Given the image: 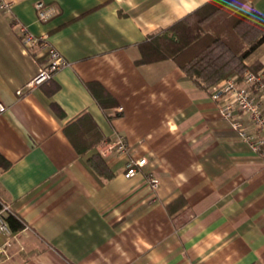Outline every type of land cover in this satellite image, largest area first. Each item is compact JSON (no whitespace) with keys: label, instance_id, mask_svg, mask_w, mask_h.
<instances>
[{"label":"crops","instance_id":"1","mask_svg":"<svg viewBox=\"0 0 264 264\" xmlns=\"http://www.w3.org/2000/svg\"><path fill=\"white\" fill-rule=\"evenodd\" d=\"M5 1L0 205L24 226L0 235V264H264V160L175 60L136 62L140 43L209 0H41L58 8L46 21L39 0ZM242 7L264 15V0ZM21 26L69 64L30 84L46 55ZM244 63L264 65V43Z\"/></svg>","mask_w":264,"mask_h":264},{"label":"trees","instance_id":"2","mask_svg":"<svg viewBox=\"0 0 264 264\" xmlns=\"http://www.w3.org/2000/svg\"><path fill=\"white\" fill-rule=\"evenodd\" d=\"M242 4L243 0L207 1L166 30L140 43V57L136 62L172 58L202 89L210 88L229 75L240 76L247 68L245 58L264 43V15L256 10H244ZM242 22L246 28L239 31ZM106 98L110 97H97V101L101 106L110 104ZM89 159L98 172L105 167L99 153ZM0 164H7L1 155ZM178 202H184L182 196L173 204ZM6 221L12 231L24 226L13 213L6 216Z\"/></svg>","mask_w":264,"mask_h":264},{"label":"built area","instance_id":"3","mask_svg":"<svg viewBox=\"0 0 264 264\" xmlns=\"http://www.w3.org/2000/svg\"><path fill=\"white\" fill-rule=\"evenodd\" d=\"M9 9V3L0 0V10ZM37 18L46 21L58 13V8L52 3L41 0L35 3ZM19 37L23 45L44 50L46 60L40 64L36 74L30 80V84L40 83L53 76V74L68 63L67 59L53 46L46 37L30 32L25 26H21ZM209 95L216 104V111L236 131L238 137L246 142L250 148L264 160V65L257 71L245 69L239 76L229 75L220 79L209 88ZM6 109L0 102V114ZM126 144L123 141L117 143V149L123 151ZM146 158L139 157L129 160L123 175L132 177L140 171ZM147 180L153 188L159 183L157 176L147 175ZM12 213L6 203L0 205V235L8 236L11 230L6 221V215ZM9 240L0 244V256L6 253Z\"/></svg>","mask_w":264,"mask_h":264},{"label":"rangeland","instance_id":"4","mask_svg":"<svg viewBox=\"0 0 264 264\" xmlns=\"http://www.w3.org/2000/svg\"><path fill=\"white\" fill-rule=\"evenodd\" d=\"M236 5H237V3H235ZM244 9V8H243ZM245 10V9H244ZM221 20V19H220ZM245 23V22H244ZM243 22L242 23H240V25H239V28H238V30L239 31H244V29L246 28V25L244 24ZM0 242H1V239H0ZM0 259H1V256H0Z\"/></svg>","mask_w":264,"mask_h":264}]
</instances>
